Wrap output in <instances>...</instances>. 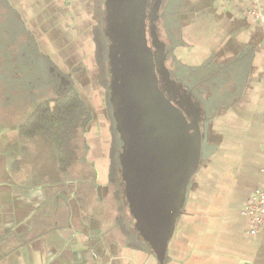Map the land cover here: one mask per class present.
<instances>
[{
    "label": "crops",
    "instance_id": "obj_1",
    "mask_svg": "<svg viewBox=\"0 0 264 264\" xmlns=\"http://www.w3.org/2000/svg\"><path fill=\"white\" fill-rule=\"evenodd\" d=\"M3 1L9 10L6 32L14 43L8 79L26 76L31 87L49 68L65 78L56 77L59 89L50 99L33 87L19 100L15 88L2 96L7 99L2 108L9 111L7 117L0 114V264H264V229L250 235L252 225L242 215L245 203L264 187V25L249 16V3L149 2V18L159 19L162 12L168 17L167 40L159 44L172 62L170 68L166 64L171 80L183 85L205 116L199 121V168L181 213L172 230L154 233L150 242L121 214L107 119L102 134L94 118L79 160L66 172L44 135L28 136L22 129L39 105L53 102L69 84L94 116L97 0ZM101 2L102 33L110 46L105 29L112 3ZM152 24L158 28L150 21L148 32L158 33ZM152 40L151 35L149 45L156 50ZM62 79L69 84L60 87ZM212 96L217 101L205 103ZM106 101L103 91L105 107ZM90 130L102 145L99 158Z\"/></svg>",
    "mask_w": 264,
    "mask_h": 264
},
{
    "label": "water",
    "instance_id": "obj_2",
    "mask_svg": "<svg viewBox=\"0 0 264 264\" xmlns=\"http://www.w3.org/2000/svg\"><path fill=\"white\" fill-rule=\"evenodd\" d=\"M149 2L111 0L105 32L111 42L109 88L124 142L119 160L126 192L135 226L151 242L154 233L162 236L172 230L181 213L190 179L199 168L202 133L199 121L188 124L184 105L175 101L182 99L178 91L186 90L171 80L164 47L154 43L157 49L153 50L149 45ZM133 69L138 72L133 74ZM155 121L173 125L168 154L159 139L153 141L145 133Z\"/></svg>",
    "mask_w": 264,
    "mask_h": 264
},
{
    "label": "trees",
    "instance_id": "obj_3",
    "mask_svg": "<svg viewBox=\"0 0 264 264\" xmlns=\"http://www.w3.org/2000/svg\"><path fill=\"white\" fill-rule=\"evenodd\" d=\"M195 88L200 92L201 89L198 85ZM204 101L209 104L215 103L217 98L212 96ZM92 120V112L79 91L75 87H71L53 102L39 105L22 129L23 133L28 136L38 133L44 135L55 147L60 167L66 172L79 160L78 153L81 144L85 141V134ZM80 161L82 162V160ZM112 175V181H116L119 169L114 157Z\"/></svg>",
    "mask_w": 264,
    "mask_h": 264
},
{
    "label": "rangeland",
    "instance_id": "obj_4",
    "mask_svg": "<svg viewBox=\"0 0 264 264\" xmlns=\"http://www.w3.org/2000/svg\"><path fill=\"white\" fill-rule=\"evenodd\" d=\"M101 5V10L103 9V5ZM7 8V4L6 2H4L3 0H0V114H3L2 117H7L8 115L5 114L4 112L7 113V111H5L2 107L6 106V98H3V94H6V91L7 89H18L16 90V100H19L20 96L24 93L23 96H25V94H28V93H25L27 92V90L31 87H33L34 90H37V91H46L45 94H43V96H45L47 99H50L51 97H54L56 96V93L58 92V89H59V81L56 79L55 75H51V73L49 72L50 68L46 71L45 75H43V80H40L37 81L35 80L32 84H31V87L28 85L27 83V77L24 76L25 80L22 81V78H15L16 81L15 82H12V79H8L7 75H8V69H9V66L7 65V61L13 56V52L11 51V47H13L14 43H13V38L11 35H8L6 30L8 28V15H9V10L6 9ZM98 11V9H96ZM96 11V12H97ZM98 15V12L96 13V17ZM97 19V18H96ZM166 28L163 27L161 28V32H153V35H152V41L154 43H161L162 40H167V31L165 30ZM100 36V34H98ZM99 36L97 37V39L99 38ZM105 44H108L107 45V49H106V57H109V42L108 40H105L104 41ZM97 44H99V41L97 42ZM101 44V43H100ZM103 48L102 45H99ZM18 47V46H17ZM101 48V49H102ZM102 52H103V49H102ZM102 52L100 51L99 54H98V59L96 60L97 61V82L94 81V84H93V88L91 90L92 92V102H93V106H94V117H95V128L97 130V128H100L102 129V134H107L105 131H108L107 130V121H106V118H105V105L103 103V91H104V85H107L108 83V73H107V70L109 68L110 70V66H109V62H108V65L106 64L107 62H105L104 60V56L102 54ZM10 54V55H9ZM12 55V56H11ZM32 62L34 63L35 61V58L32 57ZM103 59V60H102ZM171 60L170 61H167V65L168 67L170 68L171 67ZM165 65H166V62H165ZM166 65V67H167ZM11 70V69H10ZM133 74H136L138 71L133 69L132 70ZM33 75L36 76V73L33 72ZM180 76V75H179ZM181 77L184 78L183 74H181ZM33 78V77H32ZM37 78V77H35ZM125 78V77H123ZM19 79V80H18ZM34 79V78H33ZM194 79V77H193ZM22 81V82H21ZM111 81V79H110ZM194 81V80H192ZM190 82L191 85H195L196 82ZM182 82V81H181ZM15 84V87H13V85ZM110 85V83H109ZM23 91V92H21ZM47 95V96H46ZM86 95V94H85ZM44 97V98H45ZM43 98V99H44ZM23 99V98H22ZM110 101V100H109ZM6 108V107H5ZM10 111H13V109L11 108ZM115 119V118H114ZM92 129V127H91ZM92 130H90L91 132ZM91 135L89 136L90 138V142H91V147L93 150H95V156L96 158H99L98 154H99V149L101 148L100 145V140L94 135L92 136V132L90 133ZM106 138V137H105ZM111 139V132L109 131L108 133V141H110ZM83 144V143H82ZM108 144H106L105 148H103L104 150H106L108 147H107ZM96 146V147H95ZM83 148V151H84V147L82 146ZM120 151L117 153L116 152V158H119V155L122 151V149L120 148L119 149ZM80 152H81V148H80ZM111 190H113V188H111ZM114 200V199H113ZM114 203L115 204V209L117 210V207H118V204L117 202L114 200ZM116 210H113V215L117 214L118 211ZM121 214H123V212H121ZM126 216V215H124ZM127 217V216H126Z\"/></svg>",
    "mask_w": 264,
    "mask_h": 264
},
{
    "label": "flooded vegetation",
    "instance_id": "obj_5",
    "mask_svg": "<svg viewBox=\"0 0 264 264\" xmlns=\"http://www.w3.org/2000/svg\"><path fill=\"white\" fill-rule=\"evenodd\" d=\"M101 1L102 0H97V6H96V9H98V11L96 10L98 12V15L96 17L97 18L96 22H98V24H97V26L95 28V38H94L95 39V43H96V58L98 59V54H99V52L101 51V48H102L99 45H102L103 46L102 49L104 50L102 52V54L104 56V59L107 62L106 64L108 65L109 57H106V49H107V45L108 44L104 43V41L108 40V39L102 33L103 22H104V11H103V9L102 10L100 9L101 8L100 4H102ZM166 6H167V1H164L163 2V7L165 8ZM165 14H166L165 12H162V14H161L159 19H157V17H155V18L152 17V18L147 19V30H149V26H148L149 22L153 21L155 23L158 22V28L155 27V24L154 25L152 24L151 28H153V30H154V28L155 29L157 28L158 30H161V28L165 27L166 28L165 30L168 31V27H167L168 17ZM159 32H161V31H159ZM98 34H100V36ZM151 35H153V33L147 32V38H149L150 40H151ZM98 36H99V38L97 39ZM150 40H149V43H150ZM98 41H99V44H97ZM167 52L170 53V49L168 48V46H167ZM166 64H167V61H166ZM107 73H108V75H107L108 84L103 86L104 87L105 96H106V100H107L106 101V107H105L106 108L105 109V117L108 120L109 125H110L111 142H112V150H111L112 159H113V157L116 159V162L118 163V169H119V175H118V177L115 178L116 181H113V185H115V187H117V190H118V193H119V197H120V203H121V206L123 208V215L127 216V217L124 216L125 221L133 224V222H136V220H135V217L133 215L134 213L132 212V209H131V206H130V203H129L128 193L126 192L127 183L125 181V178L123 177V171H122V166L120 164V160H119V158H116V152L118 153L120 151L119 149L120 148L122 149V147L124 145V142L122 141L121 134L117 130V123H116V120L114 119V116H113V105H112V102H111L110 88H109L110 87L109 83L111 84V81H110L111 72H110L109 68L107 70ZM158 75L160 77V74H158ZM55 77L65 78V76L60 75L59 73H56ZM62 82L63 83H62V85L60 87L69 84L68 81L63 80V79H62ZM69 85L70 86L65 88L64 92H66L71 87H75L73 84L72 85L69 84ZM178 92H179L178 93L179 96L182 99L178 98V99H175V101L177 100L176 102H180L181 104L184 105V108H182V107L181 108H182L183 113L186 116V118H188L187 123L190 124L191 120H194V119L203 122V120L205 119V116L199 111L198 107L192 105L191 100H189V96H190L189 93L184 91L183 89H180V91H178ZM167 96L169 98H172L173 93L171 92V94L169 93V95L167 94ZM175 101H172V102L174 103ZM92 115H93V113H92ZM94 118L95 117L93 116V120H94ZM93 120H92V122H93ZM172 128H173V125L170 124V123L159 124L157 121H155L153 125H151L147 129H145V133H147V135H149L150 138H153V141L156 138L159 139V142L161 143V145H163L164 150L167 151L165 153L168 154L169 153L168 150L172 146V144H170V143L174 140L172 138V135H171L172 134ZM171 198H172V196H171ZM134 212H135V210H134ZM129 227L131 228V224H129Z\"/></svg>",
    "mask_w": 264,
    "mask_h": 264
},
{
    "label": "built area",
    "instance_id": "obj_6",
    "mask_svg": "<svg viewBox=\"0 0 264 264\" xmlns=\"http://www.w3.org/2000/svg\"><path fill=\"white\" fill-rule=\"evenodd\" d=\"M237 1V0H230ZM249 3L248 14L257 23L264 25V0H245ZM242 215L249 219L250 235H258L264 229V187L244 205Z\"/></svg>",
    "mask_w": 264,
    "mask_h": 264
}]
</instances>
